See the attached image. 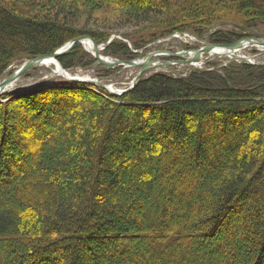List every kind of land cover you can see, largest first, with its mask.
Listing matches in <instances>:
<instances>
[{
	"label": "trees",
	"instance_id": "trees-1",
	"mask_svg": "<svg viewBox=\"0 0 264 264\" xmlns=\"http://www.w3.org/2000/svg\"><path fill=\"white\" fill-rule=\"evenodd\" d=\"M37 1L0 0V82L16 62L52 55L83 36L96 44L109 39L73 28L65 0ZM105 1L129 8L128 18L136 24H151L166 35L202 33L203 24L222 17L211 1L173 0L179 10L161 25L157 20L165 16L167 0ZM225 4L243 24L264 23V0ZM246 35L219 31L212 41L227 45ZM106 53L122 60L134 57L129 46L117 40ZM81 55L88 56L76 44L57 60L69 70ZM239 69L227 71L225 77L213 72L186 78L155 73L120 97L69 83L1 96L12 97L0 102V113L7 110L11 119L10 131L17 118L39 120L49 95H77L85 106L59 122L62 140L54 135L49 137L52 144L40 140L43 146L35 149L34 161L21 174L14 172V165L22 169L26 158L18 164L14 154L0 155V264H27L33 258L41 261L36 264H210L214 259L233 264L240 258L243 264H263L264 65L242 64ZM37 98L41 106L34 105ZM140 110L155 116L144 118ZM26 112H32L30 117ZM234 114L238 124L230 123ZM215 118L232 133L216 144L215 152H208L197 143L216 141L207 122ZM195 121L198 126L191 134L187 126ZM167 131L178 137L190 132L198 141L180 142L177 151L167 145L163 152L147 156ZM204 150L206 162L194 157L196 165H178L179 157ZM222 232L233 247L221 243ZM136 237L145 241L132 243ZM26 258L29 261L22 263Z\"/></svg>",
	"mask_w": 264,
	"mask_h": 264
},
{
	"label": "rangeland",
	"instance_id": "rangeland-1",
	"mask_svg": "<svg viewBox=\"0 0 264 264\" xmlns=\"http://www.w3.org/2000/svg\"><path fill=\"white\" fill-rule=\"evenodd\" d=\"M208 1L214 3V6L220 10L219 13L222 12V17H220L218 21L212 24H203L204 31L202 33L195 31H186L184 33L178 32L173 35H166L162 34V30L158 31V29H152L151 24L140 22L136 24L134 21H132V19L128 18L131 13L130 9L120 7L121 5H114V3H110L105 0H65V3L68 6H71L68 7L67 11L70 14V23L73 28L77 27L82 31L100 33L104 36L108 35V41L103 44H96L94 41H92L91 37L83 36L79 38L80 40L83 38L88 39V42L83 41L77 43L80 45V51L88 56L81 55L82 58L77 61V65L75 67L66 70L58 60V66L64 74L56 72L55 66L57 65L55 64H45L34 67L37 69L33 70V68L27 71L1 96L7 93L21 94L22 92H27V90L35 92L36 88L43 84L48 85V87H60L61 84L69 83L74 84L75 87L81 86V88H83L82 85L92 87L90 89L96 92H98L97 88L104 89L108 91L112 96L120 97L121 95L132 90V88L138 83L136 82L137 76L143 69H145V71L141 75V78L152 76L155 73H163L177 78H186L195 73L202 72H213L221 75L222 77H225L227 75V71H230L232 69H239V66H241L242 64L251 66L264 65V47L255 45H247L244 49L240 50V53L239 51L235 52L234 55L238 58L222 53L207 52L202 54L199 59L189 60L194 57L193 54H191L194 51L203 48L207 44L216 45V43L212 41V36L219 31L249 35H246V37L241 38L235 43L248 38L264 40V23L258 22L256 24L251 23L250 25L248 23L243 24V18L236 16V11H234L233 9L231 11L229 10V8H223V6H226V4L223 5V3L227 2L228 0ZM166 7H168V9L164 11L165 16L162 18V20L160 18L157 20L161 25L166 23V18L170 13L179 10V8H176V6H174L173 0H167ZM40 10L41 9H37V11L41 12ZM167 11L168 14L166 15ZM156 34L158 35L156 36ZM115 40L126 43L129 46L130 50L133 52L134 57L130 60H122L107 54L106 48ZM92 43L98 46L100 55L104 57V59L108 60L117 59L125 62H139L140 60L145 59L150 54L160 53V55L153 56L152 58L148 59L142 66H107L102 64L95 58L94 51L91 52L87 48L86 44L92 45ZM175 54H179L181 56L177 57L175 56ZM241 58L245 61H243ZM26 60H24L23 62H16L13 66H11L2 81L10 77ZM99 84H103L106 88L99 86ZM111 88H113V90H111ZM99 95H101V93ZM48 98L49 100L45 99L46 111L42 116L38 117L39 120L34 119L33 121H29V118H27V120L17 118L16 122L14 123L15 127L13 131L7 129L8 124L11 121V119H8L6 117L8 116L6 113L7 110H2V112L0 113V155L2 154L3 156L7 154H14V160L18 161V164H20L22 159L26 158V162L24 163V165H22V169H19L16 164L14 165V172H16L17 174H21L22 170L27 169L28 166L32 164L36 155L34 154L35 149L38 148V146L42 145L40 144V140L41 142L46 141L48 144H52L53 141L49 139V137L52 135H54L55 138H59L62 140L63 137H59L61 136V133L56 129L59 122H61V120H67L69 116L68 114H70L72 110L79 109L77 110L78 112L85 106L82 97L77 95H74L72 97L66 96L63 98L60 96L56 97V95H49ZM10 99H12V97L2 99L0 100V102H8ZM85 99H87L88 101L92 100L90 96H87ZM100 99L103 98L101 97ZM97 101L98 100H96L94 103L96 105H99L97 103L100 102ZM115 103L116 105L120 106L124 104L118 100H115ZM41 104L42 101L40 98L34 100V105L41 106ZM30 113L28 114L26 112V117H30ZM139 113L144 118L148 116H155V114H149L145 110H140ZM246 116H248V118L250 117L249 115ZM230 119V123H237L238 117L235 115ZM216 120L217 118L213 119V121L212 119L207 120L208 126L212 127L213 129L212 134H214L212 137H214V141H216L213 142L211 140H208L207 143V140H205V142L201 140L197 143L202 147V149L206 148L208 152H215L214 150L216 144L219 141L221 142L224 137H230V133H232L229 128L230 126H226L225 124L217 122ZM229 121L225 123H229ZM196 122L197 121H195V123L192 122L189 124V126H187V128L190 129L191 134L197 129L198 124H196ZM185 128L186 127H183V129ZM227 129H229V131ZM11 132L13 133L12 135H10ZM190 132H188L187 136L186 133L179 134L180 138L176 136L175 132L173 131L165 132L163 137L155 140V143H153V145L156 146V149L153 150L154 152H150L146 155H155L163 152L164 150H166L164 148H167V145L173 148V151H177L178 149H181L178 146L180 145V142L182 145V143H185L186 141H191V143L194 142L193 145H195V142L198 141V139L196 138L194 140V138H192V136L194 135L190 136ZM157 135L159 134L157 133ZM136 141L141 140L138 137ZM62 145L64 146L66 144H61L60 148H62ZM63 148L66 147L64 146ZM38 153L39 152H37V155ZM32 154L34 155V157L32 156ZM167 154L166 158H168V160H171L172 152ZM190 156L191 157H186L185 155H183L182 158L177 157V160L181 159V161H177L178 165H196L197 161L194 160L195 158H197L198 161H202V163L204 161L206 162L205 150L199 152L197 156H194L193 154ZM237 216L238 215H236V217ZM175 217H178V220L180 221L184 220V218L180 215H176ZM219 238L222 241L221 243H224L229 247H233V244L230 242L229 237L224 232L219 234ZM133 241L134 242L132 243H138L145 241V239L142 237H136ZM248 245L245 244L246 247ZM122 251L123 246L118 250V253ZM121 256L122 255H120V257ZM28 259L29 258L24 259L22 263H26L27 261H29ZM241 260L243 259L240 258L238 262H233V264H243ZM34 261L41 262L40 260L33 258L32 261H30L31 264H36L34 263ZM43 262L45 264H65V261L61 262L60 260H58L59 263H52L50 260H44ZM88 262L89 260H86V264ZM217 263L221 264L222 261L220 259H214L210 264ZM120 264H132V262L127 263L125 260H121Z\"/></svg>",
	"mask_w": 264,
	"mask_h": 264
},
{
	"label": "water",
	"instance_id": "water-1",
	"mask_svg": "<svg viewBox=\"0 0 264 264\" xmlns=\"http://www.w3.org/2000/svg\"><path fill=\"white\" fill-rule=\"evenodd\" d=\"M83 41L88 42V39L83 38L81 40L77 39V40L71 41L52 55H46V56H42V57H39L36 59L26 60L22 65H20L17 68V70L10 77H8L7 79H5L4 81H2L0 83V96L3 93H5L6 90L10 86H12L27 71L33 69L34 67H37L40 65H45L47 61H56L57 62V59L59 56L67 53L74 45H76L79 42H83ZM244 44H245V46H244ZM92 45L94 48L95 58L99 62H101L102 64L107 65V66H124V67L142 66L148 59L152 58L153 56L160 55V53H153V54L148 55L145 59L140 60L139 62H134V61L125 62V61H121V60H117V59L108 60V59H104V57H102L100 55L99 50H98V46L96 44L92 43ZM247 45H255V46H263L264 47V40L248 38V39L241 40V41L234 43V44H227V45L226 44H224V45L207 44L203 48L191 53V54H193L194 57L189 59V60L199 59L202 54L207 53V52L215 53L216 50H222V51H224V53H222V54L231 55L235 58H238L237 56L234 55V53L244 49ZM175 56L179 57L181 55L175 54ZM243 61H245V60H243ZM144 71H145V69H143L139 73V75L137 76L136 82H138L140 80L141 75L143 74ZM99 86L106 88L103 84H99Z\"/></svg>",
	"mask_w": 264,
	"mask_h": 264
},
{
	"label": "bare ground",
	"instance_id": "bare-ground-1",
	"mask_svg": "<svg viewBox=\"0 0 264 264\" xmlns=\"http://www.w3.org/2000/svg\"><path fill=\"white\" fill-rule=\"evenodd\" d=\"M86 46H87V48L91 51V52H93L94 51V49H93V47H92V45H89V44H86ZM244 46H245V44H244ZM216 53H224V51H222V50H216ZM239 53H240V51H239ZM212 54V53H211ZM46 64L47 65H57V66H55V70H56V72H59V73H63V71L60 69V67L58 66V62H56V61H47L46 62ZM156 64V63H155ZM151 65V64H150ZM64 74V73H63ZM65 75H67V74H65ZM111 90H113V88H111Z\"/></svg>",
	"mask_w": 264,
	"mask_h": 264
}]
</instances>
